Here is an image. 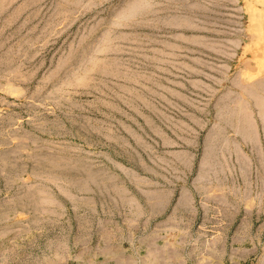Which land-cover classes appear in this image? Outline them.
<instances>
[{
    "label": "rangeland",
    "instance_id": "1",
    "mask_svg": "<svg viewBox=\"0 0 264 264\" xmlns=\"http://www.w3.org/2000/svg\"><path fill=\"white\" fill-rule=\"evenodd\" d=\"M263 95L264 0H0V264H264Z\"/></svg>",
    "mask_w": 264,
    "mask_h": 264
},
{
    "label": "bare ground",
    "instance_id": "2",
    "mask_svg": "<svg viewBox=\"0 0 264 264\" xmlns=\"http://www.w3.org/2000/svg\"><path fill=\"white\" fill-rule=\"evenodd\" d=\"M259 93V92H258ZM261 94V93H260ZM264 96V95H263ZM228 105V104H227ZM232 113V112H231ZM14 163V162H13Z\"/></svg>",
    "mask_w": 264,
    "mask_h": 264
}]
</instances>
